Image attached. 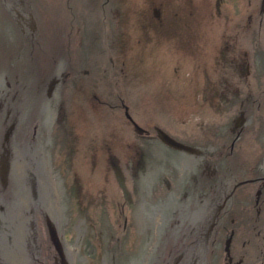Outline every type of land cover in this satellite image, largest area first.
<instances>
[{
  "label": "rangeland",
  "instance_id": "1",
  "mask_svg": "<svg viewBox=\"0 0 264 264\" xmlns=\"http://www.w3.org/2000/svg\"><path fill=\"white\" fill-rule=\"evenodd\" d=\"M25 1L40 26L41 35L34 39L46 108L52 100L56 112L61 106L60 115L52 108L47 114L82 259L111 264L113 254L119 259L138 237L133 212L139 176L135 179L132 162L140 152L133 139L143 153L159 143L131 134L121 103L142 127L157 123L179 138L195 130L196 138L207 140L209 117L192 110L209 107L212 80L223 74L214 61L221 59L218 66L225 61V28L256 14L259 0H224L219 13L215 0ZM159 2L162 24L151 16ZM1 7L0 76L19 64L14 25ZM254 17L246 24L250 55L257 53L253 34L261 27ZM63 70L67 75L51 100L49 82ZM120 203L125 232L115 228ZM110 232L121 242L115 243Z\"/></svg>",
  "mask_w": 264,
  "mask_h": 264
},
{
  "label": "flooded vegetation",
  "instance_id": "2",
  "mask_svg": "<svg viewBox=\"0 0 264 264\" xmlns=\"http://www.w3.org/2000/svg\"><path fill=\"white\" fill-rule=\"evenodd\" d=\"M1 2L2 10L10 16L19 34H29L32 39L40 34L33 23V20L37 23V18L34 12L25 9V0ZM221 4L223 0H216L218 13ZM258 5L256 14L240 17L242 26L227 29L221 38L225 73L212 84L211 110L216 122L209 138L188 135L180 138V142L197 152L175 151L179 153L178 161L169 171L159 168L141 175L143 150L134 158L135 179L140 177L141 187L133 217L136 209L152 214L153 207L163 217L159 225L150 218L145 219L144 225L136 215L135 244L119 259L113 254L111 264H264V0H259ZM254 16L261 27L253 35L256 40L253 49L257 53L250 55V30L246 24ZM229 17L226 12L224 22ZM7 27L9 31L10 26ZM57 73L49 85L61 84ZM19 84L20 76L14 68L0 76V115L5 113L6 124L14 113L12 106L22 94L17 88ZM52 104L53 100L48 110ZM11 126L15 128L16 123L11 121L8 128ZM144 135L147 136L144 139L172 150L159 139L148 138L156 135L152 131ZM4 149L12 151L9 144ZM158 190L165 192L160 200L155 198ZM121 209L122 204L117 215L122 227H116L119 225L116 218L115 228L125 232L127 219ZM106 231L105 226L104 235ZM108 235L115 243L121 242L114 240L111 232ZM58 261L64 264L55 253L54 262Z\"/></svg>",
  "mask_w": 264,
  "mask_h": 264
},
{
  "label": "water",
  "instance_id": "3",
  "mask_svg": "<svg viewBox=\"0 0 264 264\" xmlns=\"http://www.w3.org/2000/svg\"><path fill=\"white\" fill-rule=\"evenodd\" d=\"M25 9L28 10L26 3ZM155 15L158 16L157 11ZM33 23L37 27L34 20ZM14 31L19 56L16 73L20 76V84L17 88L22 94L12 106L14 113L9 123H4L5 113L0 115V152L2 140L4 147L13 132L12 126L8 128L9 124L11 121L16 123L10 141L11 159L7 149L0 156V264H56L52 244L59 255L62 256L63 251L64 264H85L49 125L35 39L29 34H18L15 26ZM52 88L54 83L49 87V97ZM126 115L131 119L128 113ZM135 128L143 133L138 125L135 124ZM157 134L165 145L173 149L197 152L160 129H157ZM178 157V152L168 150L160 143L152 144L143 153L140 173L156 172L159 168L169 171ZM162 196L165 192L158 190L155 198L160 200ZM162 217L158 208L155 210L153 207L152 214L140 209V221L144 225L146 218L159 225ZM53 224L61 237V247Z\"/></svg>",
  "mask_w": 264,
  "mask_h": 264
},
{
  "label": "bare ground",
  "instance_id": "4",
  "mask_svg": "<svg viewBox=\"0 0 264 264\" xmlns=\"http://www.w3.org/2000/svg\"><path fill=\"white\" fill-rule=\"evenodd\" d=\"M53 113V110H51ZM136 215L138 216V219L140 220V209L135 210Z\"/></svg>",
  "mask_w": 264,
  "mask_h": 264
}]
</instances>
